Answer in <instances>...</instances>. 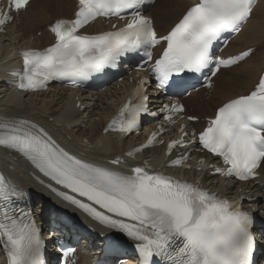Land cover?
Listing matches in <instances>:
<instances>
[{"label": "snow or ice", "instance_id": "obj_1", "mask_svg": "<svg viewBox=\"0 0 264 264\" xmlns=\"http://www.w3.org/2000/svg\"><path fill=\"white\" fill-rule=\"evenodd\" d=\"M30 0H8L0 10V31L12 13L26 10ZM154 0H78L72 19H56L49 26L55 42L43 50H22V69L14 71L17 87L36 91L50 81H68L80 87L90 78L115 69L122 59L139 56L137 71L154 77L155 87L185 90L192 80L204 77V87L214 86L221 69L238 66L250 58L247 48L228 58L215 55V45L226 34L239 33L254 15L256 0H194L164 35L157 33L154 20L144 15L145 5ZM118 19L122 25L111 30L85 34L82 30L97 18ZM161 48L154 57L153 49ZM127 66V65H125ZM149 79L136 86L110 119L104 132L124 137L138 129L142 113L149 110ZM164 122L197 121L185 117L178 102L160 108ZM180 125L179 139L167 143L169 157L160 169L148 161L133 166L121 156L108 161L112 167L83 159L63 147L41 125L24 118H0V149L14 160H23L34 170L38 183L68 204L75 206L99 225L121 235L109 247L121 251L124 238L132 242L137 264H255V217L242 207L245 197L229 200L201 186L199 179H175L163 171L188 164L192 152H206L223 161L211 168L213 175L253 180L264 165V70L245 94L218 106L207 126L198 133ZM164 124L147 140L124 153H138L162 144L158 139ZM198 145V146H197ZM183 148L172 159L173 149ZM45 178L48 183H45ZM27 191L0 172V246L6 264H46V242L31 215ZM72 248L63 249L69 256Z\"/></svg>", "mask_w": 264, "mask_h": 264}, {"label": "bare ground", "instance_id": "obj_2", "mask_svg": "<svg viewBox=\"0 0 264 264\" xmlns=\"http://www.w3.org/2000/svg\"><path fill=\"white\" fill-rule=\"evenodd\" d=\"M193 2L194 0H156L148 10L154 20L156 31L161 35L165 33L184 9ZM76 5L75 0H31L26 10L14 16V22L8 31L0 34V118L16 117L35 122L44 127L70 152L105 166L112 167L108 161L116 156L127 159L133 166L143 165L145 160L148 161V166L152 165L158 148L146 152L141 160L138 155L135 158H127L123 155L129 151L132 144L141 140V133L131 134L125 139L115 137L110 132L103 133L108 118L120 102V93L124 92L123 88L116 87L117 83L109 85L104 90L91 92L70 89L52 82L39 92L26 94L20 93L15 84L17 78L12 73L22 69L21 51L43 50L53 44L54 34L49 31V26L56 19L74 18ZM110 28L111 23L106 24L104 20H97L85 31L92 33ZM249 47L254 48L255 53L238 66L221 69L214 78L212 89L191 92L184 98L187 112L198 117L197 122L191 125L193 128L199 130L204 126L205 118L214 115L216 107L230 98L247 93L257 82L264 61V0L257 2L253 18L228 43L224 55H232ZM228 71H232L231 75L223 77L222 74ZM157 102L154 97L149 110L159 114L160 105ZM192 154L208 159L206 160L208 164L214 165L211 168L221 166L217 159H209L210 156L205 152H192ZM33 171L25 161L14 160L8 152L0 149V172L11 177L27 191L31 197L29 199L27 196L28 203L34 204L35 207L32 210L37 213V217L46 214L44 221L47 223V231L62 229L63 224L58 218L61 211L72 212L83 218L79 210L57 197L45 185L38 183L33 178ZM186 173L190 174V172ZM260 173L262 177L255 183L254 188H260L264 184V165L261 166ZM197 177L202 184L209 183L215 187L218 185L213 181L218 179L222 181V184L218 186L221 189L219 193L225 196L234 193L232 187H227L229 183H232L229 180L226 183L216 177H211L210 180L200 174ZM181 178L186 176L183 175ZM41 179L45 178L41 177ZM45 183H48L46 179ZM216 189L217 187L212 189V192H216ZM250 192L251 190L245 192L243 205L253 210H256L257 206L264 210V198ZM256 216L260 217L258 213ZM94 225L99 232L104 231L103 226L98 223ZM114 234L119 235V233ZM255 236L259 238V232H256ZM53 238L54 236L49 234L46 241L45 258L49 261L55 258ZM256 242L258 243L257 240ZM101 245L102 241L98 237H83L79 250L76 252V264H89L96 260L99 257ZM260 246L264 249V245ZM136 262L133 260L126 264H136ZM0 264H6L2 246H0Z\"/></svg>", "mask_w": 264, "mask_h": 264}, {"label": "rangeland", "instance_id": "obj_3", "mask_svg": "<svg viewBox=\"0 0 264 264\" xmlns=\"http://www.w3.org/2000/svg\"><path fill=\"white\" fill-rule=\"evenodd\" d=\"M231 72H232V71L224 72V74H222V76H223V77H226V76H228V75H231ZM233 73H234V72H233ZM233 73H232V74H233ZM191 110H192V109H191ZM214 182H215V184H217L218 186L222 184V181H220V180H218V179L214 180Z\"/></svg>", "mask_w": 264, "mask_h": 264}]
</instances>
